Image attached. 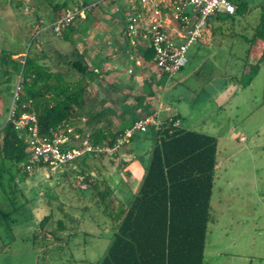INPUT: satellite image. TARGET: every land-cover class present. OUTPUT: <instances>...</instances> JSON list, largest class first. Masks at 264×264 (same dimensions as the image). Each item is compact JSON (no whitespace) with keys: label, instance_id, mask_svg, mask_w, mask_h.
Segmentation results:
<instances>
[{"label":"rangeland","instance_id":"1","mask_svg":"<svg viewBox=\"0 0 264 264\" xmlns=\"http://www.w3.org/2000/svg\"><path fill=\"white\" fill-rule=\"evenodd\" d=\"M63 1L23 0L19 8L9 0H0V59L7 55L9 65L8 69L6 64L0 66V129L8 120L20 76V62L10 61L9 56L23 52V60L27 56L37 59L43 50L48 64V36L64 53L62 39L48 30L52 21L50 3ZM244 1L253 9L262 0ZM259 13L257 8L233 19H214L216 32L209 43L199 42L189 49L185 69L175 77H158L164 88V108L183 116L187 129L218 140L219 166L204 264H264V258L254 260L259 246L253 244L252 235L255 224L264 223V59L261 61L258 55L259 44L248 52L251 41H247L252 38ZM36 19L39 24H34ZM36 31L40 32L36 35ZM230 85H236V91L222 101L220 91ZM129 148L132 150L133 142ZM132 156L123 160L130 161ZM117 162L113 165L106 156L97 159L101 176L108 179L120 198L126 199V193L131 187L136 190L139 181L130 178L128 165L122 167ZM59 181L57 175L45 180L44 173L38 172L18 182L24 193L13 200L18 209L9 218L0 219V264H97L104 257L113 235L109 220L88 199V191L78 189L86 188V184L71 179V184L61 182L56 186ZM9 199L0 190V210L12 211L14 205ZM64 205L66 211L72 209L80 218L79 233L60 244L36 240L39 221L49 213L54 220L60 218ZM82 205L88 209H75Z\"/></svg>","mask_w":264,"mask_h":264},{"label":"trees","instance_id":"2","mask_svg":"<svg viewBox=\"0 0 264 264\" xmlns=\"http://www.w3.org/2000/svg\"><path fill=\"white\" fill-rule=\"evenodd\" d=\"M231 1L236 5L235 13L219 15L218 20L233 19L234 15H247L259 8L258 24L253 29L252 38H247V41H251L248 50L250 53L253 52L255 43L260 45L258 55L262 61L264 0L253 9H250L244 0ZM9 2L19 8L24 5L23 0ZM71 2L74 0L50 3L51 24L67 10L72 9ZM81 2L84 6L93 4L84 0ZM95 8L86 10L85 18ZM78 19L81 17L78 16L59 35L53 31L51 25L49 29L55 35L61 36L63 32L74 27ZM36 20L34 24H39L38 19ZM40 31H36V35ZM41 53L42 57L37 55V59L27 56L22 62L19 61L20 76L24 79L18 100L19 109L21 110L23 104H30L26 109L37 115L41 135H49L58 126L66 124L72 125L77 132L82 133L78 121L85 112V95L88 79L93 77L92 71L82 56L69 61L70 73L53 71L42 60L46 57V52ZM14 55L16 54L9 56L12 62L18 61L13 58ZM144 56L146 61L154 62L153 49H146ZM7 59V55L0 59V66L1 63L6 64V69L9 66ZM75 76L78 77L71 79ZM172 118L175 120L179 116ZM135 120L137 119H134L131 125ZM124 130L96 127L89 133V139L94 144H113ZM149 132H152L154 139L150 159L144 164V174L137 189H129L124 197L126 199L120 198L108 179L101 176L100 167L90 163L92 158H104V155L86 154L70 161L56 174L61 180L56 186H60L61 182L71 184V179L86 184V188L78 189L88 191V199L109 220L113 235L104 257L97 264H204L209 224L212 221L211 200L218 166V140L214 136L187 129L184 125L173 128L168 118L163 126L150 129L147 133ZM25 134L17 131L10 120L0 129V190L10 198L9 201L13 205L14 198L24 194L18 182L38 172L44 173L45 180L54 176L46 177V166L30 161ZM132 138L126 142L124 148ZM117 161L111 160V163L115 165ZM131 161L133 160L119 163L125 167ZM29 163L33 167L31 171L26 170ZM65 207L64 205V208H60V218L54 220L53 214L49 213L39 221L36 240L41 238L52 244H60L63 241L69 242L79 233L80 218H76L72 209L66 211ZM17 209L14 205L12 211L0 210V219L9 218ZM75 209L82 212L88 207L82 205ZM84 233L90 235L88 232Z\"/></svg>","mask_w":264,"mask_h":264},{"label":"crops","instance_id":"3","mask_svg":"<svg viewBox=\"0 0 264 264\" xmlns=\"http://www.w3.org/2000/svg\"><path fill=\"white\" fill-rule=\"evenodd\" d=\"M94 3L98 4L96 8L99 10H94L86 18L76 20L74 27L58 36L64 43L62 46L64 53L57 49V44L48 36V66L53 71L70 73L69 61L82 56L93 73V77L88 79L85 112L78 121V127L82 133L89 134L96 127H105L114 131L124 130L131 125L134 119L154 112H157L163 119L179 116L186 127L183 116L179 113H170L169 108H164V88L160 86L158 79L162 74L157 70L154 62L150 63L145 60L146 50L134 51V45L124 31V21L120 14L114 11L113 5L107 0ZM76 6H79L78 1L72 5V8ZM131 54L136 55L134 59L130 58ZM23 57V52L13 56L20 62L23 61ZM46 57L42 59L44 62L47 60ZM63 59L66 60L62 61ZM236 88V85H230L229 88L223 89L224 92L221 90V100L223 101V97L227 100ZM152 136V132L135 135L125 148L120 149L117 156V160L124 161L125 157L134 154L130 158L133 161L128 164L127 169H129L130 178L138 180V184L144 174V164L150 159L154 145ZM132 142L131 150L129 147ZM97 159L100 158H92L90 163L98 166ZM128 185L130 188V184ZM130 189L135 191L134 187ZM252 235L253 244L259 246L257 247L259 253L254 256V260H261L264 258V223L255 224Z\"/></svg>","mask_w":264,"mask_h":264},{"label":"built area","instance_id":"4","mask_svg":"<svg viewBox=\"0 0 264 264\" xmlns=\"http://www.w3.org/2000/svg\"><path fill=\"white\" fill-rule=\"evenodd\" d=\"M107 1L123 19L124 31L134 45V51L153 49L155 67L169 77L176 76L187 64L188 51L192 45L199 42L209 43L214 19L219 15H233L236 11V5L231 0ZM97 6L96 3L84 6L80 2L79 6L67 10L51 24L53 31L61 34L78 16L85 18V11ZM135 56L131 54L130 58L134 59ZM23 84L24 79L19 76L8 120L12 121L17 131L26 133L30 161L45 165L46 177L56 175L67 163L86 154L104 155L113 161L117 160L120 149L135 134H145L166 123V119L161 118L157 112L146 114L126 128L113 144H94L89 139V134L77 132L70 124L58 126L49 135H41L37 115L26 109L30 104H23L21 110L19 109L18 100ZM168 120L173 128L183 127L180 118L174 120L169 117ZM32 168L30 163L27 164V171Z\"/></svg>","mask_w":264,"mask_h":264}]
</instances>
